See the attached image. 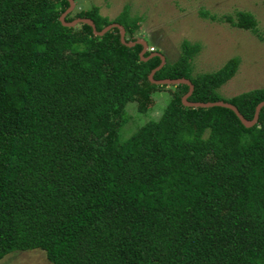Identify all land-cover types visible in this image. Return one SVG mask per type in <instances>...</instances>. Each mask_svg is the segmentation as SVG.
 <instances>
[{
	"label": "trees",
	"instance_id": "trees-1",
	"mask_svg": "<svg viewBox=\"0 0 264 264\" xmlns=\"http://www.w3.org/2000/svg\"><path fill=\"white\" fill-rule=\"evenodd\" d=\"M68 7L0 0V260L39 250L50 264H264V107L245 128L228 109L184 107L188 87L170 86L159 118L119 142L128 104L144 115L166 88L147 78L160 59L142 61L116 28L63 27ZM199 14L255 34L249 13ZM74 19L137 40L138 18L93 6L64 21ZM198 51L183 43L153 79L184 78L188 101L229 103L251 120L264 88L222 97L238 59L193 76Z\"/></svg>",
	"mask_w": 264,
	"mask_h": 264
},
{
	"label": "rangeland",
	"instance_id": "rangeland-1",
	"mask_svg": "<svg viewBox=\"0 0 264 264\" xmlns=\"http://www.w3.org/2000/svg\"><path fill=\"white\" fill-rule=\"evenodd\" d=\"M75 13L97 7L99 14L109 20L121 18L126 23L139 19L134 37L161 53L166 63L175 62L183 43L198 45L199 51L191 60L192 75L211 73L228 60L237 58L234 75L218 89V94L231 98L242 92L264 88V0H75ZM126 6L128 16L126 17ZM125 9V10H123ZM217 19L234 17L237 12L251 14L255 21V34L231 27L226 22L211 21L199 13ZM123 13V14H122ZM122 14V15H121ZM173 87L157 90L151 97L153 105L144 115L136 111L135 104L125 108L129 121L120 128L118 141L127 139L137 127L148 120H157L170 101ZM0 264H50L39 250L15 252L4 256Z\"/></svg>",
	"mask_w": 264,
	"mask_h": 264
},
{
	"label": "water",
	"instance_id": "water-1",
	"mask_svg": "<svg viewBox=\"0 0 264 264\" xmlns=\"http://www.w3.org/2000/svg\"><path fill=\"white\" fill-rule=\"evenodd\" d=\"M69 7L60 15L59 17V22L61 23V25H63L64 27H69V28H73L75 26H77L80 23L86 24L88 25L91 29H92V33L94 36H98L101 37L103 36L107 31H110L111 29H118L119 31V40L120 43L128 48H131L135 45H140L141 46V51L139 53V58L142 61H147L148 59L152 58V57H158L160 59V63L159 65L153 69L149 75H148V80L151 84H154L156 86H176V85H186L188 87V91L185 95H183L181 97V103L184 107L187 108H193V109H197V108H201V109H208V108H212V107H221V108H225L230 110L231 112H233V114L237 117V119L240 121V123L243 125V127L245 128H251L252 126H254L257 123V119H258V114L261 110L262 107H264V102L259 103L254 110V114H253V118L251 120H246L244 119L240 113L237 111V109L232 106L229 103H225L222 101H216V102H206V103H200V102H190L188 101V98L190 97L192 91H193V86L192 84L184 79V78H179V79H162V80H154L153 76L154 74L163 67L164 65V57L159 54V53H155L152 54L150 56H148L147 58H143V55L146 52V43L141 40V39H137L136 41L130 42V41H125L124 38V29L122 26L118 25V24H110L106 27H104L102 30L100 31H96L94 24L92 23L91 20L89 19H74L70 22H65L64 19L65 17L73 10L74 8V3L73 0H67Z\"/></svg>",
	"mask_w": 264,
	"mask_h": 264
},
{
	"label": "clouds",
	"instance_id": "clouds-1",
	"mask_svg": "<svg viewBox=\"0 0 264 264\" xmlns=\"http://www.w3.org/2000/svg\"><path fill=\"white\" fill-rule=\"evenodd\" d=\"M73 3H74V7H75V2H74V0H73ZM68 5H69V4H68ZM73 9H74V8H73ZM72 11H73V10H72ZM72 11H71V12H72ZM71 12H70L69 14H71ZM69 14H68V15H69ZM64 20H65V19H64ZM62 26H63V25H62ZM63 27H64V26H63ZM148 51H153V49L150 48ZM145 53H146V52H145Z\"/></svg>",
	"mask_w": 264,
	"mask_h": 264
}]
</instances>
